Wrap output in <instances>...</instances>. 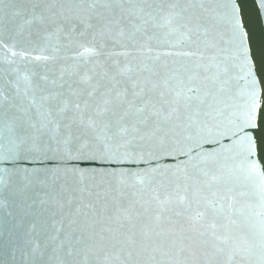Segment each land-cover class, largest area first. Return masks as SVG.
<instances>
[{"label":"snow or ice","instance_id":"1","mask_svg":"<svg viewBox=\"0 0 264 264\" xmlns=\"http://www.w3.org/2000/svg\"><path fill=\"white\" fill-rule=\"evenodd\" d=\"M264 0H0V264H264Z\"/></svg>","mask_w":264,"mask_h":264},{"label":"water","instance_id":"2","mask_svg":"<svg viewBox=\"0 0 264 264\" xmlns=\"http://www.w3.org/2000/svg\"><path fill=\"white\" fill-rule=\"evenodd\" d=\"M245 8L250 9L251 8V0H245ZM264 25V17H262L260 20L255 21L254 23V31L257 34V37L259 36L260 28ZM0 259H7L5 256H0Z\"/></svg>","mask_w":264,"mask_h":264}]
</instances>
